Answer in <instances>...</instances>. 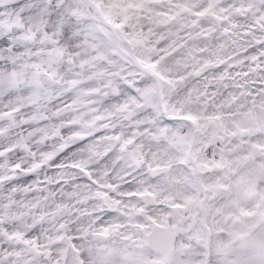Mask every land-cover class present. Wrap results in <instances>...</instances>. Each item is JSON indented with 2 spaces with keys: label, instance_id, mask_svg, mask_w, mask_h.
Here are the masks:
<instances>
[{
  "label": "clouds",
  "instance_id": "clouds-1",
  "mask_svg": "<svg viewBox=\"0 0 264 264\" xmlns=\"http://www.w3.org/2000/svg\"><path fill=\"white\" fill-rule=\"evenodd\" d=\"M0 264H264V0H0Z\"/></svg>",
  "mask_w": 264,
  "mask_h": 264
}]
</instances>
